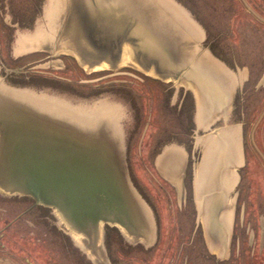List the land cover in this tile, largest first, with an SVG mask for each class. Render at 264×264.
I'll use <instances>...</instances> for the list:
<instances>
[{
  "label": "rangeland",
  "instance_id": "obj_1",
  "mask_svg": "<svg viewBox=\"0 0 264 264\" xmlns=\"http://www.w3.org/2000/svg\"><path fill=\"white\" fill-rule=\"evenodd\" d=\"M174 1L203 30L202 45L239 78L230 116L239 125L226 133L236 160L231 178H210L207 162L221 156L216 144H199L190 95L119 40L102 39L104 52H95L83 8H55L53 32L37 38L29 31L47 1L0 0V97L72 135L110 139L140 219L134 234L103 222L77 231L55 211L29 207L26 194L1 190V259L264 264V0ZM219 188L227 240L217 249L204 218L207 195Z\"/></svg>",
  "mask_w": 264,
  "mask_h": 264
},
{
  "label": "crops",
  "instance_id": "obj_2",
  "mask_svg": "<svg viewBox=\"0 0 264 264\" xmlns=\"http://www.w3.org/2000/svg\"><path fill=\"white\" fill-rule=\"evenodd\" d=\"M46 1L43 5L47 7L39 14L40 24H33L29 31L31 37L50 36L49 24L56 20L55 8L67 5L66 8L72 5L83 8L80 13L86 17L85 37L89 46L96 48L95 52H104L106 42L102 44V39L119 40L120 47L135 55L141 65L190 95L192 126L203 133L199 144L202 149L209 142L216 144L221 156L213 163L207 162L211 166L210 178L215 177L218 183L220 178L223 182L231 178L236 160L226 133L239 125L230 120L239 78L202 45L203 30L174 0H88V4L86 0ZM207 197L205 235L214 247L223 248L227 240L220 218L224 209L223 191L212 190ZM0 264H13V261L0 256Z\"/></svg>",
  "mask_w": 264,
  "mask_h": 264
},
{
  "label": "water",
  "instance_id": "obj_3",
  "mask_svg": "<svg viewBox=\"0 0 264 264\" xmlns=\"http://www.w3.org/2000/svg\"><path fill=\"white\" fill-rule=\"evenodd\" d=\"M35 124L14 141L0 132V190L52 207L77 231L103 222L134 234L139 213L112 141L75 136L40 119Z\"/></svg>",
  "mask_w": 264,
  "mask_h": 264
},
{
  "label": "flooded vegetation",
  "instance_id": "obj_4",
  "mask_svg": "<svg viewBox=\"0 0 264 264\" xmlns=\"http://www.w3.org/2000/svg\"><path fill=\"white\" fill-rule=\"evenodd\" d=\"M37 122H38V119L33 118L32 116L28 115L27 113L23 111H20L19 109H15L11 107L9 103H7L6 101H3L2 98L0 99V132L3 133L2 138H4L5 140L14 141L17 138H22L23 134L28 132V127L36 125L35 123ZM0 193H1V190H0ZM4 193L6 194V192ZM12 194L22 195V194L14 192V193H10L9 196ZM26 196L32 200V203L29 207L38 206L40 208L44 207V208H49L55 211L52 207L36 203L30 196L28 195ZM15 217H17V215ZM58 228L59 227L57 226V230ZM1 237H2V232L0 231V238ZM23 261H24V264H31V262L26 259H23Z\"/></svg>",
  "mask_w": 264,
  "mask_h": 264
},
{
  "label": "bare ground",
  "instance_id": "obj_5",
  "mask_svg": "<svg viewBox=\"0 0 264 264\" xmlns=\"http://www.w3.org/2000/svg\"><path fill=\"white\" fill-rule=\"evenodd\" d=\"M162 2H163V1H162ZM167 2H168V1H167ZM169 2H170V1H169ZM167 8H168V7H167ZM161 9H162V8H161ZM178 10H179V9H178ZM163 12H164V11H163ZM181 13H182V12H181ZM182 14H183V13H182ZM187 18H188V17H187ZM100 20H101V19H100ZM96 22H98V21H96ZM96 22H95V23H96ZM193 26H195V24H194ZM196 26H197V25H196ZM97 27H98V26H97ZM95 29H96V28H95ZM97 29H98V28H97ZM197 30H198V29H197ZM131 31H132V30H131ZM97 32H99V31H97ZM111 33H112V32H111ZM92 34H93V33H92ZM112 35H113V34H112ZM132 36H133V35H132ZM135 36H136V35H135ZM95 37H96V36H95ZM102 37H103V36H102ZM106 41H107V39H106ZM98 42H99V41H98ZM104 42H105V41H104ZM111 43H112V42H111ZM141 44H142V43H141ZM114 47H115V46H114ZM140 47H141V46H140ZM143 48H144V47H143ZM143 48H142V50H145V49H143ZM139 49H140V48H139ZM142 50H141V51H142ZM204 52H205V51H204ZM59 55H60V54H59ZM202 55H203V53H202ZM199 56H201V55H199ZM204 56H206V55H204ZM191 59H192V58H191ZM197 61H198V59H197ZM206 61H208V60H206ZM164 62H165V61H164ZM208 62H209V61H208ZM197 63H198V62H197ZM212 64H213V63H212ZM125 66H126V65H125ZM215 66H216V65H215ZM133 69H134V68H133ZM136 70H137V69H136ZM222 73H223V72H222ZM158 79H159V78H158ZM170 81H171V80H170ZM199 108H200V107H199ZM200 109H201V108H200ZM208 109H210V108H208ZM46 122H47V121H46ZM48 122H49V121H48ZM209 143H210V142H209ZM205 147H206V146H205ZM117 153H118V152H117ZM173 165H174V164H173ZM199 166H200V165H199ZM199 166H198V167H199ZM199 169H200V168H199ZM213 199H214V198H213ZM213 199H212V200H213ZM212 200H211V201H212ZM215 200H218V199H215ZM214 202H215V201H214ZM217 202H218V201H217ZM214 204H215V203H214ZM218 204H219V203H218ZM221 204H222V203H221ZM210 206H212V204H211ZM213 208H214V207H213ZM215 208H216V207H215ZM210 209H211V208H210ZM119 228H120V227H119ZM121 229H122V228H121ZM122 230H123V229H122ZM124 231H125V230H124Z\"/></svg>",
  "mask_w": 264,
  "mask_h": 264
}]
</instances>
